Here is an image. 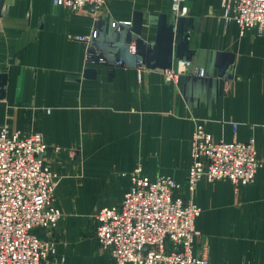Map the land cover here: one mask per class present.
Returning a JSON list of instances; mask_svg holds the SVG:
<instances>
[{
	"label": "crops",
	"instance_id": "obj_1",
	"mask_svg": "<svg viewBox=\"0 0 264 264\" xmlns=\"http://www.w3.org/2000/svg\"><path fill=\"white\" fill-rule=\"evenodd\" d=\"M185 6L176 16L171 0H106L76 12L0 0V129L41 132L44 162L58 175L60 217L40 233L54 243L48 264H112L94 216L120 203L138 161L200 208L194 246L207 241L211 264H264V32L241 34L220 0ZM186 57L205 75L166 82L162 69ZM195 123L214 141L254 140L252 183L203 178L186 190Z\"/></svg>",
	"mask_w": 264,
	"mask_h": 264
},
{
	"label": "built area",
	"instance_id": "obj_2",
	"mask_svg": "<svg viewBox=\"0 0 264 264\" xmlns=\"http://www.w3.org/2000/svg\"><path fill=\"white\" fill-rule=\"evenodd\" d=\"M186 0H171L176 16L187 13ZM52 5L76 12L100 7L106 0H51ZM223 16L243 34L264 32V0H220ZM117 24L111 23L114 27ZM95 37L77 36L87 43ZM128 52H135L134 43ZM141 68V66H140ZM183 75L203 77L205 71L190 59L162 69L163 79L176 83ZM140 76V72H138ZM49 112V109H46ZM235 127V124H233ZM191 163L185 187L191 193L201 179L227 180L234 187L253 182L260 167L254 140L214 141L199 123L191 135ZM47 145L35 129H0V264H48L54 252L48 235L60 217L54 206L58 175L44 162ZM58 150V148H55ZM130 185L120 203L100 209L94 216V237L112 264H211L207 241L195 249V228L200 208L183 199L182 186L169 176L151 178L138 161L129 173Z\"/></svg>",
	"mask_w": 264,
	"mask_h": 264
},
{
	"label": "water",
	"instance_id": "obj_3",
	"mask_svg": "<svg viewBox=\"0 0 264 264\" xmlns=\"http://www.w3.org/2000/svg\"><path fill=\"white\" fill-rule=\"evenodd\" d=\"M187 58V57H186Z\"/></svg>",
	"mask_w": 264,
	"mask_h": 264
}]
</instances>
